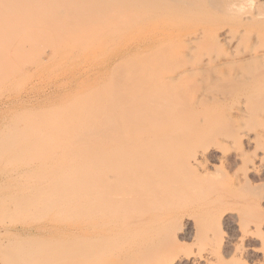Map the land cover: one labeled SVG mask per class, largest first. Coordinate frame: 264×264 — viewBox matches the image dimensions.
<instances>
[{
    "label": "bare ground",
    "instance_id": "obj_1",
    "mask_svg": "<svg viewBox=\"0 0 264 264\" xmlns=\"http://www.w3.org/2000/svg\"><path fill=\"white\" fill-rule=\"evenodd\" d=\"M243 142L238 172H209ZM263 167L264 0H0V264H126L181 224L206 251L189 264H231L207 215Z\"/></svg>",
    "mask_w": 264,
    "mask_h": 264
},
{
    "label": "rangeland",
    "instance_id": "obj_2",
    "mask_svg": "<svg viewBox=\"0 0 264 264\" xmlns=\"http://www.w3.org/2000/svg\"><path fill=\"white\" fill-rule=\"evenodd\" d=\"M104 73H106V74H109V71H104ZM53 87V88H52ZM44 90V91H43ZM42 90V92H43V94H42V92H40L39 93V95H32V97H31V99H30V102L29 103H27V104H25V105H19V106H16V107H13V108H11L10 110H11V112H14V111H19V110H23V109H39L40 107H41V105H42V103L44 102L43 100H44V98L47 96V95H50L51 93H54L53 95H55L56 94V90H55V87H54V85H51V86H49V87H46L45 89H43ZM47 90V91H46ZM64 100L66 99V96L63 98ZM61 103H63V102H59L57 105H59V104H61ZM34 106V107H33ZM224 127V126H223ZM216 128V127H215ZM218 130H220V129H222V127L221 128H217ZM223 130H224V128H223ZM242 144V143H241ZM244 145V146H243ZM243 145H238L236 148H234L235 150H231L232 148H230L229 149V153L228 154H230V155H227V159H226V163H227V165L226 166H224L225 165V162L222 164V165H220L219 163H218V161H217V157H218V155H217V153H211V157H210V155H209V162H208V169H209V172L212 174L213 173V171H214V169H213V167L214 168H219V169H217V170H223L222 172H223V174H221L222 172H220V171H218V172H220L219 174L218 173H215L214 172V174H217V175H214V176H217V177H219V176H221V175H224L225 177H229L230 178V176L233 174V173H236V172H238L237 170H239V165H240V162H238L237 160V162L234 160V156H235V153H237V151H236V149L237 150H239V152H241V150H242V152L243 153H248V156H251L252 155V151H253V147L255 148V150L253 151V152H257L258 153V151H259V149H258V147H257V149H256V146L254 145H252V143H251V145L249 144L248 146L249 147H247V144L245 145L244 144V142H243ZM242 146V147H241ZM239 147V148H238ZM260 147V146H259ZM241 148V149H240ZM245 149V150H244ZM233 152H231V151ZM236 151V152H235ZM231 152V153H230ZM235 152V153H234ZM231 154H234V155H231ZM251 154V155H250ZM214 155V156H213ZM216 155V156H215ZM246 155V154H245ZM253 155H254V153H253ZM229 156V157H228ZM214 157V158H213ZM232 158V159H231ZM231 160V162H232V164H231V162H230V160ZM214 160V161H213ZM211 161V162H210ZM215 161H217V162H215ZM229 162V163H228ZM236 162V163H235ZM235 163V164H234ZM221 166V169H220V166ZM229 164V165H228ZM234 164V165H233ZM209 166H211V167H209ZM217 166V167H216ZM219 166V167H218ZM233 166H234V169H233ZM237 166H239V167H237ZM237 167V168H236ZM230 168V169H229ZM212 172H211V171ZM232 170V171H231ZM261 170H263L262 172L260 171V172H258V173H256V174H254V173H251V174H249V176H248V183H249V185H247L246 184V186L248 187V189H250V191H251V196H250V191H248V189L247 188H245V190H246V192H248L249 193V195L248 194H245V195H248L247 196V200H245V201H243V203H242V200H238V199H236V201L234 200V202H233V205L231 206V207H227V206H224L225 204L223 203V204H221L220 206H218L217 208H215V209H213L211 212H208V215L207 216H209L210 214H212V215H210L209 217H211L212 216V218L214 219V220H216L217 218L219 219H217V221H219V222H216L217 223V225L216 226H218L219 228H220V231H219V228H217L218 229V231L220 232V235H219V241H218V243H219V245H217V243H216V245L217 246H214V252L216 253H214V254H212L213 255V257H215L216 256V258L214 259L215 261L217 260V257L219 256H221L220 258H222V260H224V261H228L229 259H230V261H228V263H231V264H243V262H244V264H253V263H257V262H260V263H264V260H263V256H264V220H263V218H264V167L261 169ZM215 171H216V169H215ZM225 171V172H224ZM227 171V172H226ZM236 171V172H235ZM217 172V171H216ZM233 172V173H232ZM226 175H225V174ZM228 174V175H227ZM259 176H258V175ZM251 175V176H250ZM252 175H254V176H252ZM254 184V185H253ZM252 186L253 185V187L252 188H249V186ZM250 186V187H251ZM256 188V189H253V188ZM244 190V191H245ZM255 191V192H254ZM245 192V193H246ZM252 192L254 193V195L252 194ZM257 192V194H255ZM253 195V196H252ZM255 195H256V197L257 198H254L255 197ZM250 196V197H249ZM249 200V201H248ZM239 201V202H238ZM248 201V202H247ZM253 203H252V202ZM236 202H237V204L238 203H240L241 205H243L244 204V202H245V204L247 205V203H248V206H250L249 207V209H251V212H253V210H254V208H255V210H256V212H255V210H254V214L255 213H258L257 215H258V218L260 217H262L261 218V220H263L262 222V224H259V222L261 221L260 220V218L257 220L256 218H254V214H253V217H251V216H249V215H251V214H249V215H244V213L242 212V207H241V205L240 204H238L237 206H236ZM230 203H232V201L230 202ZM251 204V205H250ZM254 204V205H253ZM255 204H256V206H255ZM240 205V206H239ZM224 206V207H223ZM252 206L254 207L253 209H252ZM239 207H241V210L239 209ZM221 208V209H220ZM225 208H229V209H236V212H237V210H238V212H237V216H232L231 218H232V220H231V218H229L231 215L228 213V212H230L231 210H226ZM217 209H219V211H217ZM222 210H224V211H222ZM217 213H216V212ZM226 211V212H225ZM221 212H222V214H221ZM214 213H216V215L214 214ZM228 213V214H227ZM243 213V214H242ZM259 213H260V215H259ZM225 214H226V216H225ZM219 215V216H218ZM222 215V216H221ZM224 215V216H223ZM239 215H241V218H244L243 216H246V217H248V218H244V220H242L240 217H239ZM243 215V216H242ZM214 216H215V218H214ZM216 216H218L217 218H216ZM221 216V217H220ZM227 216H229V217H227ZM204 217H205V215H204ZM227 217V218H226ZM249 217H251L252 219H250ZM206 218V217H205ZM223 218V219H222ZM236 218H238V219H236ZM227 219H229V221L227 220ZM233 219H235L234 221H233ZM248 219H250V225H248L247 223H246V220H247V222H249V220ZM227 220V221H226ZM244 221L245 223H242V222H239V221ZM251 220H255L254 222H256V223H258L257 224V227L260 225V230L257 228H255L256 227V225L254 226L252 223H254L253 221H251ZM258 222H257V221ZM260 220V221H259ZM229 222V223H228ZM237 222H238V224H237ZM241 223V224H240ZM231 224V225H230ZM239 224L240 225H244L245 227H247L248 226V228L249 229H252L251 230V232H252V235H253V238H252V240L251 239H249V240H247V241H245V242H242V241H240L239 239H240V234H239V231H238V228H237V226H239ZM247 226H246V225ZM234 225L236 226V229H234L235 227H234ZM180 226V227H179ZM181 226H182V229H180L181 228ZM234 228H233V227ZM251 226V227H250ZM242 227V226H241ZM245 227H242V228H245ZM180 231H178V230ZM188 230L184 225H177V227H176V229L174 230V231H176L175 232V234H174V231L172 232V233H170V235H169V238H160V239H156L155 241L156 242H158L159 241V245H158V243H155V241L154 242H152V243H150V245L148 244V245H146L144 248L142 247V244L140 243V241L138 242V244L137 245H134V247L130 250V252H128L124 257H123V261H125L126 262V264H155V263H157V264H166V263H168V264H189V261H187V259H186V256H188V257H191V255L193 254V255H195L196 256V254H198V253H196V252H199V250H200V248L202 249V248H204L203 247V245L201 246V244H200V241H198L199 243H196V241L198 240V239H196V238H198V237H196V234H195V232L192 230V231H189V233H188V231H186V230ZM254 230V231H253ZM259 230V231H258ZM236 231V232H235ZM256 231H258V233L256 232ZM194 232V233H193ZM254 232V233H253ZM177 234V235H176ZM192 234H195V235H192ZM239 234V235H238ZM176 235V236H175ZM255 235V236H254ZM256 235H257V237L259 238H257L256 237ZM174 236V237H173ZM179 236V237H178ZM186 236V237H185ZM222 236V237H221ZM237 236H239L238 237V239H237ZM196 237V238H195ZM256 237V238H255ZM171 238H173L172 240H171ZM222 238V239H221ZM225 238V239H224ZM225 241H224V240ZM229 239V240H228ZM257 239V240H256ZM168 240H170V241H168ZM176 241V242H172V241ZM162 241V242H161ZM195 241V242H194ZM167 242V244H172L171 246V249L169 250V253H170V255H168L169 253H167L166 254V256H164V257H162L161 259H158V258H160V257H158V258H155V256L156 255H154V257H151V259H149V260H147L146 261V259H145V257L147 258V256L149 255V257L148 258H150V253L151 252H153L154 251V248L156 249L157 248V246L156 245H158V247H160L162 244H165ZM169 242H171V243H169ZM177 242H179V244L177 243ZM235 242H237V243H239V244H237V243H235ZM241 242V243H240ZM252 244H251V243ZM161 243V244H160ZM232 243V244H231ZM244 243H245V245H244ZM250 245H249V244ZM156 244V245H155ZM178 244V245H177ZM236 244H237V246H236ZM248 244V245H247ZM176 245H177V247H176ZM198 245V246H197ZM200 245V246H199ZM223 245V246H222ZM227 245V246H226ZM239 245V246H238ZM241 245H242V247H241ZM137 246V247H136ZM151 246V247H150ZM154 246H156V247H154ZM163 246V245H162ZM173 246H174V248H173ZM234 246V247H233ZM246 246H247V248H246ZM249 246H251V248L252 249H255V252L254 253H250L249 252ZM154 247V248H153ZM196 247H197V249H198V247H200L199 248V250H197L196 249ZM219 247V248H218ZM235 247H239V250L242 252H235L234 250L236 249ZM241 247V248H240ZM150 248H152L153 249V251H151L152 249H150ZM178 249L179 251H175L176 249ZM179 248H181V249H179ZM217 248V249H216ZM244 248V249H243ZM222 249H224V250H222ZM248 249V250H247ZM147 250H150V252L149 251H147ZM182 250V251H181ZM213 250V249H212ZM219 252H218V251ZM243 250V251H242ZM147 251V252H146ZM186 251V253H184ZM188 251H190L189 253H187ZM192 251V252H191ZM195 251V252H194ZM223 251V252H222ZM237 251V250H236ZM143 252V253H142ZM144 252L145 253H147L148 255H145L144 254ZM218 252V253H217ZM234 252V253H233ZM250 254H248V253ZM182 253V254H181ZM190 253H192L190 256H189V254ZM201 255V257H205L206 256V251L204 250L203 251V249L201 250V252H199ZM204 253V254H203ZM213 253V252H212ZM245 253H246V255H245ZM141 254V255H140ZM142 254L144 255V256H142ZM152 254V253H151ZM183 254H186L185 256L183 255ZM188 254V255H187ZM220 254V255H219ZM222 254V255H221ZM242 254V255H241ZM140 255V256H139ZM192 255V256H193ZM211 255V256H212ZM232 255V256H231ZM100 257H102V255H99ZM142 256V257H141ZM158 256V255H157ZM156 256V257H157ZM173 256V257H172ZM197 256H199V255H197ZM223 256V257H222ZM234 256V258H232ZM239 258H238V257ZM130 257V258H129ZM167 257H168V261H167ZM184 257V258H183ZM142 258V259H141ZM145 259V261H144V259ZM154 258L156 259V260H154ZM170 258V259H169ZM173 260H172V259ZM212 258V257H211ZM220 258H218V259H220ZM229 258V259H228ZM139 261H138V260ZM239 260V262L238 261H235V260ZM262 259V260H261ZM160 260H161V263H159L160 262ZM164 260V261H163ZM212 260H213V258H212ZM213 260V261H214ZM104 261H105V259H104ZM214 261V262H215ZM240 261H241V263H240ZM139 262V263H138ZM146 262V263H145ZM218 262H220V260H218ZM103 264V263H102ZM105 264H116V263H114L112 260L111 261H106L105 262Z\"/></svg>",
    "mask_w": 264,
    "mask_h": 264
},
{
    "label": "clouds",
    "instance_id": "obj_3",
    "mask_svg": "<svg viewBox=\"0 0 264 264\" xmlns=\"http://www.w3.org/2000/svg\"><path fill=\"white\" fill-rule=\"evenodd\" d=\"M238 12H243L244 11V8L243 7H239L236 9Z\"/></svg>",
    "mask_w": 264,
    "mask_h": 264
}]
</instances>
